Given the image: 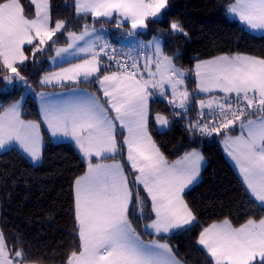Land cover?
I'll return each instance as SVG.
<instances>
[{
	"label": "snow or ice",
	"instance_id": "snow-or-ice-1",
	"mask_svg": "<svg viewBox=\"0 0 264 264\" xmlns=\"http://www.w3.org/2000/svg\"><path fill=\"white\" fill-rule=\"evenodd\" d=\"M168 4L65 0L71 19H59L53 0H29L30 14L21 0H0V81L31 91L20 69L26 62L39 67V53L56 69L44 70L41 87L64 89L36 93L39 120L26 119L20 101L0 107V151L18 148L33 164L41 162L43 126L53 138L70 139L84 164L71 182L73 228L61 264H188L169 241L194 229L206 264H264V56L221 53L197 58L188 69L177 66L179 52H165L162 32L140 39L150 21L163 20ZM225 7L247 28L264 32V0H230ZM72 20L83 21L79 30ZM104 22L128 25L122 35L136 45L118 58ZM168 33L188 38L176 21ZM81 84L95 85L98 94ZM159 101L168 114L151 112ZM177 118L190 134L221 137L248 198L244 222L224 216L202 223L186 200L204 155L193 148L169 160L149 131L150 120L159 131ZM42 261L0 227V264Z\"/></svg>",
	"mask_w": 264,
	"mask_h": 264
},
{
	"label": "trees",
	"instance_id": "trees-1",
	"mask_svg": "<svg viewBox=\"0 0 264 264\" xmlns=\"http://www.w3.org/2000/svg\"><path fill=\"white\" fill-rule=\"evenodd\" d=\"M26 14H30L29 0H21ZM71 3V0H68ZM230 0H170L166 15L160 23L149 22V27L140 38L147 41L163 33L165 52H179L177 66L191 68L197 58L208 59L221 53L238 52L246 55L264 56V37L248 33L237 22L227 16L225 5ZM54 18L71 19L65 0H53ZM170 21L179 22L188 33V38L168 33ZM83 21L72 20V28L79 30ZM114 23L104 22L110 29ZM96 26H100L97 24ZM110 26V27H108ZM126 27V26H125ZM121 33L120 31H117ZM108 39L122 45L112 34ZM61 39L58 46H62ZM40 66L26 62L21 67L28 85L36 90L39 78L49 71L48 56H40ZM97 93L95 85H79ZM51 90H61L53 88ZM50 91V90H48ZM26 90L21 85L5 87L0 81V107L21 99ZM98 94V93H97ZM153 114H168L166 102L150 105ZM36 99L28 95L23 107L26 119L39 120ZM184 121L176 119L170 129L160 133L150 120L149 131L169 160L177 159L185 151L195 148L205 157V167L200 183L185 195L190 205L199 213L202 223L213 222L229 216L234 223L246 218L247 195L241 182L224 157L220 145L221 137H202L185 131ZM46 139V135H45ZM44 156L38 166L32 165L19 151L11 150L0 155V227L11 238L18 235L30 246L33 258L44 257L42 264H61L68 251L69 233L73 228L71 182L81 175L84 164L78 151L71 144H51L46 139ZM117 159H120L118 157ZM131 178V177H130ZM177 232L170 243L187 258L188 264H206L194 246V233Z\"/></svg>",
	"mask_w": 264,
	"mask_h": 264
},
{
	"label": "crops",
	"instance_id": "crops-1",
	"mask_svg": "<svg viewBox=\"0 0 264 264\" xmlns=\"http://www.w3.org/2000/svg\"><path fill=\"white\" fill-rule=\"evenodd\" d=\"M227 16L229 17V19H231L232 21H235V22H237L239 25H241L248 33H250V34H252V35H255V36H259V37H264V32H262V31H255V30H251V29H249V28H247L242 22H240L239 20H238V18L236 17V16H234V15H231V14H228L227 13ZM108 42H110V40H108ZM135 44V43H134ZM136 45V44H135ZM27 47V46H26ZM50 65H49V71H52V70H56V69H54L53 68V66H52V64H51V62L49 63ZM44 75V74H43ZM41 78V77H40ZM40 78H39V80H40ZM39 80H38V82H37V87L38 88H40V89H42V90H40V91H44V92H53V93H59V92H61V91H64V89H61V90H51V89H53V87H51V86H48V87H41V85L39 84ZM31 86V85H30ZM57 88H59V87H57ZM48 90H50V91H48ZM40 91H38V90H36V88L34 87V86H31V91H26L27 93H28V95H32L35 99H36V101H37V105H38V109H39V103H38V97L36 96V93L37 92H40ZM27 95V96H28ZM27 96L26 97H24L23 98V100H18V101H20L21 102V108H22V114H23V107H24V104H25V101H26V98H27ZM160 102H166V101H160ZM42 134H43V136H44V147H45V145H46V139H47V141L49 142V143H51V144H54V145H56V144H71L72 146H74V144H73V142L70 140V139H67V138H63V137H60V138H53V137H51V135L48 133V131H47V129L46 128H44L43 126H42ZM45 135H46V139H45ZM74 148H75V146H74ZM76 149V148H75ZM15 150H17V151H19L32 165H34V166H38V165H40L41 164V162H39V163H37V164H33L30 160H29V158L22 152V151H20L18 148H16ZM77 150V149H76ZM8 151H11V150H8ZM8 151H0V155H2V154H4V153H7ZM78 151V150H77ZM222 151H223V154H224V157H225V159L227 160V162H228V164L230 165V167L232 168V170L235 172V174L237 175V177H238V179L240 180V182H241V177H240V175H239V172H238V168L236 167V165H235V163H234V161H232V159L227 155V153H226V151L224 150V147H222ZM79 153V152H78ZM79 155H80V153H79ZM81 156V155H80ZM204 167H205V163H204ZM204 167L202 168V171H201V174H202V172H203V169H204ZM200 181H201V177H200V179H199V182L194 186V187H196L199 183H200ZM194 187H192L191 189H193ZM188 191L186 190V193H187Z\"/></svg>",
	"mask_w": 264,
	"mask_h": 264
},
{
	"label": "rangeland",
	"instance_id": "rangeland-1",
	"mask_svg": "<svg viewBox=\"0 0 264 264\" xmlns=\"http://www.w3.org/2000/svg\"><path fill=\"white\" fill-rule=\"evenodd\" d=\"M168 7H169V4H168ZM125 26H126L125 28H121V29H117L115 27V24L113 26H111L110 29H108V28H106V27L103 26L105 39L108 41L109 40L108 39V35H111L112 34L113 39H115L116 41H118L122 45H135L137 43V41L134 38L125 37L124 35H122L125 32V30L127 29V27H129L128 25H125ZM97 27L99 28L100 26H97ZM108 27H110V26H108ZM117 31H120L121 33H118ZM140 39L141 40H144L142 38H140ZM16 85H20V84H16ZM8 87L13 88L14 86L13 85H8ZM27 95H28V93L25 92V94H23L22 97L24 98ZM165 131L166 130H164V129L159 130L160 133H163ZM220 145H221V147H224V145L221 143V140H220Z\"/></svg>",
	"mask_w": 264,
	"mask_h": 264
},
{
	"label": "built area",
	"instance_id": "built-area-1",
	"mask_svg": "<svg viewBox=\"0 0 264 264\" xmlns=\"http://www.w3.org/2000/svg\"><path fill=\"white\" fill-rule=\"evenodd\" d=\"M113 48L116 49V52H117V55H118V58H119V54L121 52H128L130 51L135 45H115L113 44L111 41L108 42ZM214 137V136H212Z\"/></svg>",
	"mask_w": 264,
	"mask_h": 264
}]
</instances>
